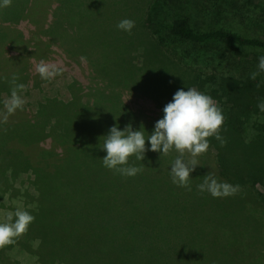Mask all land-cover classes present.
<instances>
[{"label": "trees", "instance_id": "16d2710c", "mask_svg": "<svg viewBox=\"0 0 264 264\" xmlns=\"http://www.w3.org/2000/svg\"><path fill=\"white\" fill-rule=\"evenodd\" d=\"M13 1L11 7L0 9V93H10L8 80L13 73L18 74V83L28 87L45 81L35 71L41 60L60 66L64 61L79 74L72 76L67 102L48 98L35 113L17 110L0 125V201L7 193L17 198L20 192L14 181L23 172L36 191L34 198L24 194L25 203L35 207L21 206L35 221L16 244L0 250V264H66L53 253V240L43 230L44 223L55 216V208L48 206V194L63 199L70 195L55 173L69 147L84 142L81 135L59 137L66 114L81 121V115L108 104L110 114L131 123L135 130L143 124L150 135L175 92L191 87L212 96L222 108L226 131L221 134L227 140L221 147L210 138L208 152L198 158L202 166L196 167L191 178L203 182L212 171L219 181L239 184L242 189L235 195L237 202L216 204L218 211L235 219L237 229L234 246L230 240L219 246L240 254L238 248L248 252L260 244L254 256L240 261L264 264V112L257 108L264 99V72L256 81L249 78L258 71V57L264 55V0H129L128 7L120 0H110V27L104 21L88 25L89 17L92 21L100 15L92 13L84 0H51L37 17L26 6L32 0ZM69 4L74 7L64 12ZM125 18L135 21L131 35L117 28ZM105 36L109 37L105 46L91 43L99 37L105 43ZM87 42L91 50L86 49ZM102 49L124 60L129 85L101 86L99 80H108L92 55ZM136 57L139 65L133 62ZM176 156L172 151L163 160L174 161ZM75 218V224L83 220ZM63 229L76 237L77 247L84 243L87 247L91 241L88 232L82 240L85 226ZM93 246L95 252L102 251V246Z\"/></svg>", "mask_w": 264, "mask_h": 264}, {"label": "rangeland", "instance_id": "374dc122", "mask_svg": "<svg viewBox=\"0 0 264 264\" xmlns=\"http://www.w3.org/2000/svg\"><path fill=\"white\" fill-rule=\"evenodd\" d=\"M50 1L32 0L26 6L31 9L32 16L37 17ZM85 1L90 5L92 13L100 15L92 21L89 17L88 25L108 22L107 5L110 0ZM128 1L120 0L127 7ZM73 7L72 4L67 5L64 12ZM106 25L110 27L108 23ZM77 39L80 40L79 37ZM105 40L104 43V37H99L92 39L91 43L96 44V47L102 44L103 47L108 44L109 37L105 36ZM91 43H86V49L91 50ZM92 57L99 63L108 80H99L103 83L101 86L107 85L104 89H111L115 83H131L130 73L123 59L108 54L103 49L100 54ZM133 62L139 65L140 60L136 57ZM64 63L59 62L62 66L58 65L63 68L61 75L51 82L42 81L27 86V91L22 93L26 100L24 110L29 114L44 106L48 98H56L60 102L69 100V85L74 80L72 76L79 73L77 68L65 66ZM9 96L10 93L5 91L0 93V105L3 108V102ZM108 106L100 105L96 110L88 111L80 116L81 121L77 120L78 117L71 118L66 114L60 122V138L72 139L81 135L84 139L82 146L69 147L71 149H68V155L55 173V177L64 182L66 191H70L69 197L63 199L51 193L47 196L48 206L55 208V216L44 223L43 230L50 236L49 241L53 240V253L62 263L241 264L240 258L244 261L243 257L250 254L254 256L259 251L260 244L257 245L258 248L256 246L248 252L238 248L240 254L238 251L227 252L226 249H221L219 244L225 240H230V244L234 246L237 229L233 221L235 219L218 211L216 204L221 201L237 202L236 197L213 198L207 192L200 194L196 186L202 182L192 179V191L178 187L172 183L169 175L173 162L171 159L164 161L161 154L152 151H147L142 161L133 156L129 160L130 165L145 166L144 171L135 177L125 178L105 168L102 161L107 155L102 150L104 136L108 135L109 129L114 125H118L120 130L127 125L110 114ZM147 135L145 132L146 137ZM146 147L150 148V142L146 141ZM29 182L26 172L16 178L14 187L19 189L20 194L17 198L10 197L9 193L5 194L0 201L4 206L0 207V222H3L7 212H15L23 205L30 206L25 203L24 194L29 193V197L34 198L36 191ZM42 193L46 194L44 190ZM75 217L83 220L75 224ZM77 226H85L81 233L82 240L87 232L92 236L87 247H84L86 243L77 247L76 237L63 229ZM252 236L251 239L255 241ZM236 243L239 244L240 241L237 240ZM93 245L102 246V251L95 252Z\"/></svg>", "mask_w": 264, "mask_h": 264}, {"label": "clouds", "instance_id": "9594fccd", "mask_svg": "<svg viewBox=\"0 0 264 264\" xmlns=\"http://www.w3.org/2000/svg\"><path fill=\"white\" fill-rule=\"evenodd\" d=\"M12 3L13 0H0V9L9 8ZM135 26V21L129 18L122 19L117 24L119 30L129 35ZM257 68L258 71L250 73L249 78L252 81H256L257 76L264 72V55L258 57ZM35 71L42 80L51 82L63 73V68L41 60L36 64ZM18 80L19 76L15 73L8 80L10 96L3 102L4 110L0 111V125L6 124L17 110L24 109L26 100L22 93L27 91V86L18 83ZM256 87L259 88L260 84H256ZM257 108L264 112V99L260 100ZM163 112V118L156 121L153 132L147 137L143 124L135 131L131 123L123 130H120L118 125L112 126L108 135L104 136L102 150L106 151L107 155L102 159L103 166L122 177H135L144 171L145 166L130 165L131 157L142 161L147 151L159 152L161 157L175 151L177 156L171 164L169 173L171 181L178 187L192 191L190 174L201 165L198 158L208 152L210 138L214 137L219 141L221 147L227 144L226 138L221 134L222 131H226L224 128L226 118L213 97L195 87L188 88L187 91L178 89ZM146 141L150 142V148L146 147ZM196 187L200 194L207 192L213 198L232 197L242 190L239 184L219 181L212 171L206 174L203 182ZM34 221L35 216L22 208H17L15 212H7L4 222H0V250L16 244L27 234Z\"/></svg>", "mask_w": 264, "mask_h": 264}]
</instances>
